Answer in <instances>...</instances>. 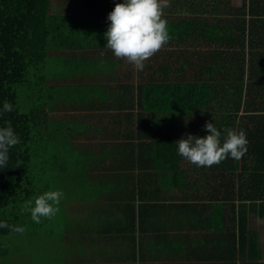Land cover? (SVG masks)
Wrapping results in <instances>:
<instances>
[{
    "label": "crops",
    "instance_id": "0c3cea01",
    "mask_svg": "<svg viewBox=\"0 0 264 264\" xmlns=\"http://www.w3.org/2000/svg\"><path fill=\"white\" fill-rule=\"evenodd\" d=\"M123 2H46L45 55L29 83L44 114L32 165L82 225L64 232L63 264H264V162L248 158L230 177L224 162L197 167L178 154L220 111L179 100L177 40L143 71L105 48Z\"/></svg>",
    "mask_w": 264,
    "mask_h": 264
},
{
    "label": "trees",
    "instance_id": "16d2710c",
    "mask_svg": "<svg viewBox=\"0 0 264 264\" xmlns=\"http://www.w3.org/2000/svg\"><path fill=\"white\" fill-rule=\"evenodd\" d=\"M46 2L0 0V110L5 101L14 107L0 117V127L10 121L21 138L10 149L8 167L0 169V221L13 226L25 216L16 215V210L33 200V194L43 193L35 183L42 172L32 173L30 168L38 127L35 120L44 114L31 97L26 113H20L15 88L30 83L28 70L37 69L44 58ZM163 18L170 35L168 44L177 40L179 45V100L194 101L195 114L220 111L218 116L199 120L204 128L208 122L215 124L222 143L224 129L246 133L247 153L239 161L227 158L220 163L226 164L227 176L232 177L233 166L248 158L256 164L264 162V0H241L239 5L234 0H170ZM252 101L257 106H249ZM240 111L243 115L238 116ZM195 126L196 133H201L196 120ZM18 161H22L20 166H16ZM228 194L233 195L232 187L227 188ZM10 210L15 212L12 217ZM11 234L18 233L0 229V236ZM1 249L0 243V258L6 255Z\"/></svg>",
    "mask_w": 264,
    "mask_h": 264
},
{
    "label": "clouds",
    "instance_id": "9594fccd",
    "mask_svg": "<svg viewBox=\"0 0 264 264\" xmlns=\"http://www.w3.org/2000/svg\"><path fill=\"white\" fill-rule=\"evenodd\" d=\"M170 7V0H124L116 3L108 15L110 26L105 34L106 46L115 58L124 60L143 71L145 62L159 52L170 40L164 9ZM14 111L13 105L5 101L0 110V117ZM210 134L205 138L188 136L176 143L178 154L190 164L197 167L219 165L227 158L239 161L248 151V141L244 131L224 129L226 137L221 142V131L215 124L208 122L204 128ZM21 143L10 121L0 127V169L7 168L10 160V149ZM18 161L16 166H20ZM65 194L62 190H49L26 201L21 213H30L31 220L40 224L41 218L52 219L59 212V205ZM0 229L23 234L26 228L13 226L7 221H0Z\"/></svg>",
    "mask_w": 264,
    "mask_h": 264
},
{
    "label": "rangeland",
    "instance_id": "374dc122",
    "mask_svg": "<svg viewBox=\"0 0 264 264\" xmlns=\"http://www.w3.org/2000/svg\"><path fill=\"white\" fill-rule=\"evenodd\" d=\"M241 0H234L236 5H239ZM48 8V6H47ZM57 7L49 5V14L59 12V7L57 12ZM29 73H33V67L30 68ZM31 79V77H30ZM31 81H28L29 83ZM30 84L25 86H17L15 88L17 93V105L20 109V113H26L27 107L30 105V102L27 100L29 97H38V95L30 92ZM37 87L33 88V91L36 93ZM35 106L38 104L36 100ZM39 167L38 165L35 166ZM33 165L31 166V171L36 170ZM43 173L41 179L35 181L37 188H43ZM35 188V192L37 191ZM43 194L41 193L33 194L34 198ZM34 206V205H33ZM59 212L52 219L41 218L42 222L36 224L31 220L30 213L25 212V216L21 217L18 221V226H23L26 228V231L23 234H11L6 236H0V243L2 244L1 251L6 252L4 257L0 258V264H63L62 254L64 251L59 249V243L64 238V235L67 230H73L82 226L80 220L76 217L71 219L67 217L62 210V205H59ZM9 210V209H8ZM12 215L15 212L10 210ZM5 212V211H4ZM21 212L19 209L16 210V215ZM10 216V213H9ZM10 217V218H11Z\"/></svg>",
    "mask_w": 264,
    "mask_h": 264
}]
</instances>
